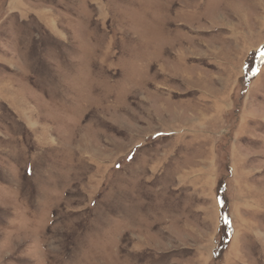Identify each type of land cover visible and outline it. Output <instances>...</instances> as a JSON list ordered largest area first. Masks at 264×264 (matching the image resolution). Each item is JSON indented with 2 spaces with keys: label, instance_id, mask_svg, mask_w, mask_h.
Returning <instances> with one entry per match:
<instances>
[{
  "label": "rangeland",
  "instance_id": "1",
  "mask_svg": "<svg viewBox=\"0 0 264 264\" xmlns=\"http://www.w3.org/2000/svg\"><path fill=\"white\" fill-rule=\"evenodd\" d=\"M0 264H264V0H0Z\"/></svg>",
  "mask_w": 264,
  "mask_h": 264
}]
</instances>
